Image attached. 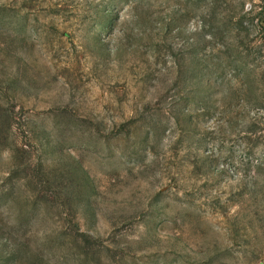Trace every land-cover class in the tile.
Instances as JSON below:
<instances>
[{"label":"rangeland","instance_id":"obj_1","mask_svg":"<svg viewBox=\"0 0 264 264\" xmlns=\"http://www.w3.org/2000/svg\"><path fill=\"white\" fill-rule=\"evenodd\" d=\"M0 264H264V0H0Z\"/></svg>","mask_w":264,"mask_h":264}]
</instances>
